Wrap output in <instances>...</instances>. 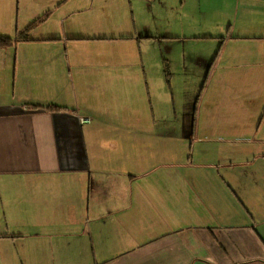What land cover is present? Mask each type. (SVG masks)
<instances>
[{"label": "crops", "instance_id": "obj_1", "mask_svg": "<svg viewBox=\"0 0 264 264\" xmlns=\"http://www.w3.org/2000/svg\"><path fill=\"white\" fill-rule=\"evenodd\" d=\"M148 1L184 86L263 105L132 106L170 80L121 68L141 41L115 5L0 0V34L31 26L0 48V264H264V0Z\"/></svg>", "mask_w": 264, "mask_h": 264}, {"label": "rangeland", "instance_id": "obj_2", "mask_svg": "<svg viewBox=\"0 0 264 264\" xmlns=\"http://www.w3.org/2000/svg\"><path fill=\"white\" fill-rule=\"evenodd\" d=\"M130 1L132 2V0ZM133 1L135 19L132 16V4H130L129 0H101V2L105 3L104 6H106V9L109 7L114 9L113 6H116L115 11H113L115 14H110V17L114 15L117 19V23H120L121 20H123V22L126 20L127 25H129V28L132 30V34L134 36H139V40L141 41V43H136V45H134L135 50L134 52L132 51L134 53L132 59L122 61L121 68L132 67V76L138 71L147 70L151 74V79L163 77V79H168L170 81L168 84L165 80V85L154 87L155 91L152 93L150 92V94L141 92V95H138L132 91V106L136 105V101L138 103L140 98H143L141 103L143 102L153 106L157 104L159 108L158 115H162L166 117V119L169 118V120H174V112H178L183 103L186 105L188 103L192 105H206L208 107L212 102L220 104L225 102L227 104L230 101H245L250 106L256 107L259 104L263 105L262 95H258L257 93H253L254 95H252V93L246 94L240 91L227 90L226 86H220L218 89L209 88V85L204 87H202L203 85H193L191 88L184 86L182 82L185 79H189L190 75L187 76V74L184 73L180 75L179 72L174 71L181 67V57L175 54H180L183 50V46L182 44L176 43V40H172L165 36L168 32L177 31V27L171 29L169 24V21L177 18L176 10H160L158 6H151L153 1ZM168 19L170 20L168 21ZM177 20L178 18L175 22ZM111 22H114L113 18L108 21L110 26H112ZM185 45V51L188 52L190 49L189 45L187 43H185ZM192 48L197 51H202V54L208 49L207 46L203 45L199 46V49H196L198 45H192ZM189 62L190 61L187 62V68L192 64ZM123 78L132 77L129 74H123ZM196 78L202 79L204 76L195 77V79ZM144 98L148 99L149 104ZM204 122L205 120H202L201 126H208V124ZM173 126H175L173 123L167 125L168 130H171ZM186 142L185 147L187 150L185 158L187 159L189 156L193 162H198V160L201 159L198 155V150L202 144L199 145L195 143L193 147H191V141L186 140Z\"/></svg>", "mask_w": 264, "mask_h": 264}, {"label": "trees", "instance_id": "obj_3", "mask_svg": "<svg viewBox=\"0 0 264 264\" xmlns=\"http://www.w3.org/2000/svg\"><path fill=\"white\" fill-rule=\"evenodd\" d=\"M30 28L31 26L27 27L23 32L18 33L15 37L0 34V48L10 46L17 41L28 40V31Z\"/></svg>", "mask_w": 264, "mask_h": 264}]
</instances>
